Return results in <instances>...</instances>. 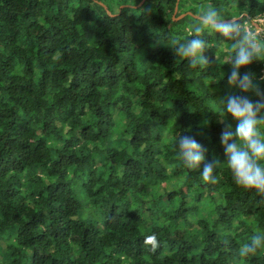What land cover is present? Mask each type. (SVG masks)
<instances>
[{"label":"trees","instance_id":"obj_1","mask_svg":"<svg viewBox=\"0 0 264 264\" xmlns=\"http://www.w3.org/2000/svg\"><path fill=\"white\" fill-rule=\"evenodd\" d=\"M209 5L243 27L264 15V0H0V264H264V247L239 255L264 198L220 142L222 100L243 94L234 41L206 29L195 67L170 50ZM180 135L219 161L215 184L183 166Z\"/></svg>","mask_w":264,"mask_h":264},{"label":"clouds","instance_id":"obj_2","mask_svg":"<svg viewBox=\"0 0 264 264\" xmlns=\"http://www.w3.org/2000/svg\"><path fill=\"white\" fill-rule=\"evenodd\" d=\"M241 20L242 16L221 18L219 12L209 5L194 17L190 33L194 38L185 42L175 41L170 50L173 55L187 59L189 66L195 67L197 64L209 63L204 55L207 50L206 41L200 38L206 29L211 28L222 37L234 41L233 51L226 61L230 70L226 83L229 87L238 88L243 94L227 95L222 100L226 115L224 119L219 120L224 124L220 142L234 183L245 190H255L258 196L264 198V167L259 163L264 160V134L258 127L259 124H264V90L260 87V82L264 81V75L256 77L250 70L240 71L259 60V56L264 55V47H261L258 41L260 33L245 29ZM248 94L258 99L253 101ZM229 117L236 121L234 131L231 130L232 124L229 122ZM176 147L178 158L185 168L200 169L206 184L217 182L213 173L219 161H207L206 149L195 137L180 135ZM144 243L151 245L152 251H155L158 246L155 235L146 237ZM224 243L227 245L228 242ZM261 247H264V234H254L249 243L241 246L239 255L247 257L255 254Z\"/></svg>","mask_w":264,"mask_h":264},{"label":"built area","instance_id":"obj_3","mask_svg":"<svg viewBox=\"0 0 264 264\" xmlns=\"http://www.w3.org/2000/svg\"><path fill=\"white\" fill-rule=\"evenodd\" d=\"M250 24L245 23L244 28L250 29L254 33H260L258 41L261 40L264 44V15H257L254 19H252ZM261 75H264V62L260 76Z\"/></svg>","mask_w":264,"mask_h":264},{"label":"rangeland","instance_id":"obj_4","mask_svg":"<svg viewBox=\"0 0 264 264\" xmlns=\"http://www.w3.org/2000/svg\"><path fill=\"white\" fill-rule=\"evenodd\" d=\"M183 15V13L182 14H180L178 17H181Z\"/></svg>","mask_w":264,"mask_h":264}]
</instances>
